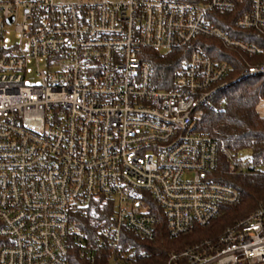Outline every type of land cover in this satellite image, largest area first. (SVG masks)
Returning <instances> with one entry per match:
<instances>
[{"label": "built area", "instance_id": "1", "mask_svg": "<svg viewBox=\"0 0 264 264\" xmlns=\"http://www.w3.org/2000/svg\"><path fill=\"white\" fill-rule=\"evenodd\" d=\"M236 10L237 30L264 32V0H0V264H131L145 257L126 235L176 240L239 202L211 178L219 156L238 173L264 164L197 123L220 91L264 76L229 78L203 47L262 51L215 24ZM145 50L184 53L168 89ZM161 264H264V206Z\"/></svg>", "mask_w": 264, "mask_h": 264}, {"label": "trees", "instance_id": "2", "mask_svg": "<svg viewBox=\"0 0 264 264\" xmlns=\"http://www.w3.org/2000/svg\"><path fill=\"white\" fill-rule=\"evenodd\" d=\"M239 14L237 10L231 13H216L214 22L229 36L261 49V52L249 56L238 50L225 48L218 40H203V47L212 60L230 64L232 70L229 78H237L243 66L264 64V32L237 30L234 23ZM144 55L145 60L152 66L154 88L168 89L174 73L184 60V53L179 50L168 52L145 50ZM262 100L264 76L238 79L215 95L213 103H224L221 109L205 106L199 108L198 128L223 147L230 149L235 157L264 164V116L258 111ZM211 178L235 188L239 193V202L233 206L223 207L220 217L210 227H193L189 233L176 240H168L163 230L152 242L126 235L127 246L135 247L129 250L133 253H143L145 257L138 258L131 264H161L169 253L181 252L205 239H215L226 227L246 217L259 205L264 206V170L238 173L230 162L220 155ZM75 264L87 263L77 260ZM96 264L108 263L106 260H100Z\"/></svg>", "mask_w": 264, "mask_h": 264}, {"label": "rangeland", "instance_id": "3", "mask_svg": "<svg viewBox=\"0 0 264 264\" xmlns=\"http://www.w3.org/2000/svg\"><path fill=\"white\" fill-rule=\"evenodd\" d=\"M12 35H11V40H12V42L14 41L13 40V33H11ZM42 68H43V66H42ZM28 81H30V82H35L36 81V77H32V76H29L28 77ZM258 111H259V113H260V115H262V116H264V100H263V104H261L259 107H258Z\"/></svg>", "mask_w": 264, "mask_h": 264}]
</instances>
